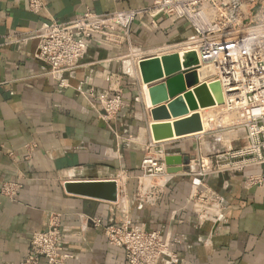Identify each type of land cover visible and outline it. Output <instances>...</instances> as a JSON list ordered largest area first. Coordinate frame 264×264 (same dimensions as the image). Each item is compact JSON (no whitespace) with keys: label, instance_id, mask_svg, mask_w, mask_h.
I'll list each match as a JSON object with an SVG mask.
<instances>
[{"label":"crops","instance_id":"crops-1","mask_svg":"<svg viewBox=\"0 0 264 264\" xmlns=\"http://www.w3.org/2000/svg\"><path fill=\"white\" fill-rule=\"evenodd\" d=\"M42 2L44 10L35 14L28 0H0V188L9 182L23 186L16 200L0 194V264H21L32 234L46 230L54 213L62 215L68 249L74 255L67 264H127L124 252L107 242L103 229L110 220L124 218L171 240L179 238L182 244L175 250L182 264H264L261 189L248 191L240 178L210 174L203 181L222 195L224 218L216 225L201 224L193 210L192 195L199 189L196 177L185 174L188 164L195 157L214 160L235 147L233 131L220 127L213 131L203 122L204 131L196 135L156 142L152 134V125L173 123L192 113L184 101L176 117L169 108L173 100L154 105L137 64L157 56L158 46L188 35L186 24L150 32L147 21L136 23L132 46L141 52L132 53L128 43H95L76 73L67 76L69 88L60 89L49 67L34 59L35 41L4 46L5 37L33 34L44 23L67 22L87 10L105 14L150 7L155 0ZM162 82L152 87L159 88ZM91 91L96 95L121 91L128 107L106 123L100 106L89 97ZM166 94L160 91L155 97ZM149 155L164 164L167 157L189 162L167 183L154 206L136 198L142 163ZM108 181L124 189L117 202L66 191L69 183ZM87 218L100 219L102 226L87 223Z\"/></svg>","mask_w":264,"mask_h":264},{"label":"built area","instance_id":"built-area-1","mask_svg":"<svg viewBox=\"0 0 264 264\" xmlns=\"http://www.w3.org/2000/svg\"><path fill=\"white\" fill-rule=\"evenodd\" d=\"M28 6L35 14L44 10L42 0H28ZM144 21L150 32L181 23L189 30L183 39L158 46L157 56L152 57H180L181 51H187L200 61L191 70L208 67L215 72L207 84L219 85L222 103L212 108L222 110L208 117L207 122L213 131L218 127L233 131L235 147L214 160L195 157L185 174L197 180L199 191L192 195V203L200 223L216 225L224 218L226 205L221 194L206 188L205 177L229 174L240 178L245 190L264 192V0H155L150 7L105 14L87 10L67 22L44 23L33 34H9L3 45L21 46L35 41L34 59L49 67L60 89H67V76L76 73L95 43H128L132 53L141 52L132 46V31L136 23ZM89 97L100 106L106 123L128 107L121 91L113 95L91 91ZM175 175L168 172L160 157L147 156L137 182V200L157 205ZM22 189L20 183L9 182L1 186L0 194L16 200ZM122 194L124 189L117 188L118 200ZM87 223L102 226L98 218H87ZM103 229L107 242L124 252L127 264H182L175 250L182 244L179 238L171 240L161 231L135 225L127 218L112 219ZM68 243L62 215L54 213L46 230L32 234L30 249L21 264H41L42 260L47 264H67L74 258Z\"/></svg>","mask_w":264,"mask_h":264},{"label":"water","instance_id":"water-1","mask_svg":"<svg viewBox=\"0 0 264 264\" xmlns=\"http://www.w3.org/2000/svg\"><path fill=\"white\" fill-rule=\"evenodd\" d=\"M139 69L143 84L149 86V94L154 105H160L173 100L169 108L171 115L176 117L178 105L184 101L192 113L187 118L173 123H156L152 125V134L156 142L168 141L190 135H196L204 131L200 110L214 107L222 103V95L218 84L208 85L215 72L213 68L188 69L183 71L178 55L152 57L139 62ZM163 81L159 88L152 85ZM163 91L167 93L164 98L155 93ZM182 95V98L178 99ZM183 158L167 157L166 165L170 174L183 172V164H188ZM66 191L91 198H97L108 202H117V183L108 182H82L69 183Z\"/></svg>","mask_w":264,"mask_h":264},{"label":"bare ground","instance_id":"bare-ground-1","mask_svg":"<svg viewBox=\"0 0 264 264\" xmlns=\"http://www.w3.org/2000/svg\"><path fill=\"white\" fill-rule=\"evenodd\" d=\"M180 61H181V63H182V66L185 68V69H190V68H195V67H197L198 65H199V63H200V61H199V58L197 57V56H195V55H192V54H190L189 52H187V51H181V53H180ZM138 69H139V63H138ZM129 73H131L132 72V70L131 69H128L127 70ZM139 71H140V69H139ZM145 86V89H144V91H145V93H146V95H147V97H148V99H149V94H148V89H147V87H146V85H144ZM150 104V103H149ZM212 110H214V108H208V109H204V110H200L199 111V113L201 114V116H202V118H203V122L205 123V126H208L207 124V119H206V117H205V115H204V113L205 112H209V111H212ZM216 111V110H215ZM207 128V127H206ZM205 128V129H206ZM208 128H209V126H208ZM207 128V129H208ZM206 129V130H207Z\"/></svg>","mask_w":264,"mask_h":264},{"label":"rangeland","instance_id":"rangeland-1","mask_svg":"<svg viewBox=\"0 0 264 264\" xmlns=\"http://www.w3.org/2000/svg\"><path fill=\"white\" fill-rule=\"evenodd\" d=\"M131 59H127V61H130ZM137 67H138V64H137ZM216 110V111H215ZM222 109H214V110H212V111H209V112H205L204 113V115H205V117H206V119L208 118V117H213V116H216V115H218V113L221 111ZM207 121V120H206Z\"/></svg>","mask_w":264,"mask_h":264}]
</instances>
